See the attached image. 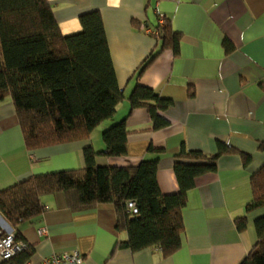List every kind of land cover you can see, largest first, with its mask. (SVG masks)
<instances>
[{
	"label": "crops",
	"instance_id": "obj_1",
	"mask_svg": "<svg viewBox=\"0 0 264 264\" xmlns=\"http://www.w3.org/2000/svg\"><path fill=\"white\" fill-rule=\"evenodd\" d=\"M49 1L64 34L81 30V14L100 11L124 98L89 136L34 149L26 145L12 98L0 101V190L34 175L85 167L84 148L103 151L104 130L121 120L127 153L99 154L97 163L135 166L156 160L164 194L180 190L174 165L183 151L214 155L222 142L250 161L245 165L239 152L226 153L215 160L214 170L195 178L183 210L182 245L168 256L155 247L116 248L127 232L117 229L112 203L74 210L64 193L44 195L43 212L19 225L33 248L27 263L78 249L82 264H240L258 241L255 222L264 214V207L246 211L251 177L264 164V0ZM160 17L181 36L178 54L143 29L154 30ZM154 52L140 75V65ZM138 82L171 100L161 112L169 120L166 127L154 128L146 107L131 106ZM242 216L245 230L236 225ZM0 223L10 226L1 212Z\"/></svg>",
	"mask_w": 264,
	"mask_h": 264
},
{
	"label": "trees",
	"instance_id": "obj_2",
	"mask_svg": "<svg viewBox=\"0 0 264 264\" xmlns=\"http://www.w3.org/2000/svg\"><path fill=\"white\" fill-rule=\"evenodd\" d=\"M81 30L64 34L49 0H0V101L10 96L29 149L50 146L87 137L104 120L112 117L124 94L116 71L99 10L80 15ZM154 31L176 54L181 36L164 18ZM226 48L230 44L226 41ZM151 53L140 65L139 74L155 59ZM192 92V91H191ZM132 107L148 109L154 128L166 127L169 120L161 112L171 100L138 82L130 95ZM125 120L103 132L105 149L84 148L85 167L34 175L0 190V212L23 239L19 225L38 217L44 209L42 197L62 192L74 210L112 203L116 227L127 239L116 248L139 251L161 249L165 256L182 245L183 210L187 191L195 178L216 168L215 160L226 153L239 152L220 142L214 155L183 151L174 169L180 185L176 193L164 194L158 185L156 160H143L135 166L99 165L96 157H119L128 151ZM244 164L250 156L239 152ZM185 159L190 161H185ZM253 197L246 211L264 207V164L251 177ZM133 200L138 213H132ZM258 241L240 264H264V214L256 219ZM245 230L247 216L236 219ZM29 247L0 264H27Z\"/></svg>",
	"mask_w": 264,
	"mask_h": 264
},
{
	"label": "built area",
	"instance_id": "obj_3",
	"mask_svg": "<svg viewBox=\"0 0 264 264\" xmlns=\"http://www.w3.org/2000/svg\"><path fill=\"white\" fill-rule=\"evenodd\" d=\"M164 21L163 17H160V24ZM143 29L149 33H157L156 31L143 26ZM128 208L132 213H138V207L133 200L128 201ZM41 233L45 232V229H40ZM29 247V243L24 239H16V233L14 229L9 225L0 223V259L8 260L18 253L26 250ZM84 261L83 254L74 249L66 251L64 253H56L45 258L40 264H82ZM27 264H30L29 262Z\"/></svg>",
	"mask_w": 264,
	"mask_h": 264
}]
</instances>
